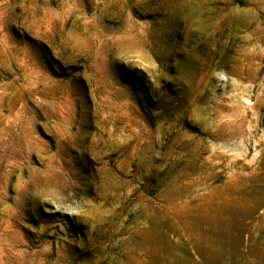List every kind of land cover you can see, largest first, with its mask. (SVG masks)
Masks as SVG:
<instances>
[{
    "label": "rangeland",
    "instance_id": "rangeland-1",
    "mask_svg": "<svg viewBox=\"0 0 264 264\" xmlns=\"http://www.w3.org/2000/svg\"><path fill=\"white\" fill-rule=\"evenodd\" d=\"M0 264H264V0H0Z\"/></svg>",
    "mask_w": 264,
    "mask_h": 264
}]
</instances>
